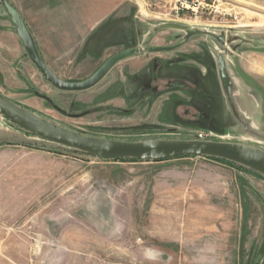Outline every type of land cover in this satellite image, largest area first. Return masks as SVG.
<instances>
[{
	"label": "rangeland",
	"instance_id": "obj_1",
	"mask_svg": "<svg viewBox=\"0 0 264 264\" xmlns=\"http://www.w3.org/2000/svg\"><path fill=\"white\" fill-rule=\"evenodd\" d=\"M0 0V93L65 128L264 150V0H116L62 91ZM224 64V78L219 61ZM201 135V137H199ZM0 264H264V177L202 156L91 157L0 117Z\"/></svg>",
	"mask_w": 264,
	"mask_h": 264
},
{
	"label": "water",
	"instance_id": "obj_2",
	"mask_svg": "<svg viewBox=\"0 0 264 264\" xmlns=\"http://www.w3.org/2000/svg\"><path fill=\"white\" fill-rule=\"evenodd\" d=\"M23 47L43 77L62 91H82L94 86L129 52L110 56L90 77L82 81H66L53 73L40 58L35 43L21 16L9 11ZM219 72L224 78V64L219 61ZM0 117L14 126L42 140L83 155L104 159H135L159 161L180 156L215 157L246 167L264 175V150L239 143L203 139H146L123 141L80 133L35 114L0 93Z\"/></svg>",
	"mask_w": 264,
	"mask_h": 264
},
{
	"label": "crops",
	"instance_id": "obj_3",
	"mask_svg": "<svg viewBox=\"0 0 264 264\" xmlns=\"http://www.w3.org/2000/svg\"><path fill=\"white\" fill-rule=\"evenodd\" d=\"M8 1L27 26L40 58L56 75L101 36L103 22L116 7V0Z\"/></svg>",
	"mask_w": 264,
	"mask_h": 264
},
{
	"label": "trees",
	"instance_id": "obj_4",
	"mask_svg": "<svg viewBox=\"0 0 264 264\" xmlns=\"http://www.w3.org/2000/svg\"><path fill=\"white\" fill-rule=\"evenodd\" d=\"M24 132L27 133L26 131H24ZM27 134H29V133H27ZM180 157H189V156H180ZM192 157H196V156H192ZM175 158H179V157H175ZM207 158L216 159V160H221V161H224V162H227V163L231 164L232 166H235V167H238V168H241V169H245V170H247V171H249V172H252V173H254V174H256V175H259V176H261V177H264V175H262V174H259V173L255 172V171H252V170H250V169H248V168H246V167H243V166H241V165H238V164L232 163V162H230V161L223 160V159H219V158H215V157H207ZM169 159H171V158H169ZM113 160H122V161H139V160H135V159H113ZM164 160H168V159H164ZM159 161H163V160H159Z\"/></svg>",
	"mask_w": 264,
	"mask_h": 264
},
{
	"label": "built area",
	"instance_id": "obj_5",
	"mask_svg": "<svg viewBox=\"0 0 264 264\" xmlns=\"http://www.w3.org/2000/svg\"><path fill=\"white\" fill-rule=\"evenodd\" d=\"M199 137H201V135H199Z\"/></svg>",
	"mask_w": 264,
	"mask_h": 264
}]
</instances>
